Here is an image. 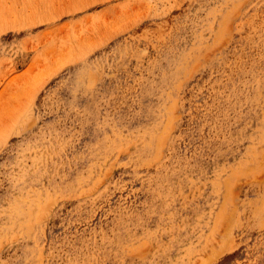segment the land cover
<instances>
[{
  "label": "rangeland",
  "instance_id": "obj_1",
  "mask_svg": "<svg viewBox=\"0 0 264 264\" xmlns=\"http://www.w3.org/2000/svg\"><path fill=\"white\" fill-rule=\"evenodd\" d=\"M0 264H264V0H0Z\"/></svg>",
  "mask_w": 264,
  "mask_h": 264
}]
</instances>
